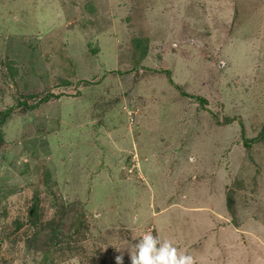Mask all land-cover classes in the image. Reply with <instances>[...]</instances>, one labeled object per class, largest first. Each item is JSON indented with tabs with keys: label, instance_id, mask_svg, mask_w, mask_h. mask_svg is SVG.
I'll return each instance as SVG.
<instances>
[{
	"label": "rangeland",
	"instance_id": "1",
	"mask_svg": "<svg viewBox=\"0 0 264 264\" xmlns=\"http://www.w3.org/2000/svg\"><path fill=\"white\" fill-rule=\"evenodd\" d=\"M247 231L264 0H0V264H131L147 232L264 264Z\"/></svg>",
	"mask_w": 264,
	"mask_h": 264
},
{
	"label": "clouds",
	"instance_id": "2",
	"mask_svg": "<svg viewBox=\"0 0 264 264\" xmlns=\"http://www.w3.org/2000/svg\"><path fill=\"white\" fill-rule=\"evenodd\" d=\"M120 260L121 257H118V264ZM131 264H194V258L190 254H178L171 241L161 240L158 235L147 232L135 244Z\"/></svg>",
	"mask_w": 264,
	"mask_h": 264
},
{
	"label": "crops",
	"instance_id": "3",
	"mask_svg": "<svg viewBox=\"0 0 264 264\" xmlns=\"http://www.w3.org/2000/svg\"><path fill=\"white\" fill-rule=\"evenodd\" d=\"M233 232H236V231L233 230ZM233 232H228V233H232L233 234ZM238 232H239V230H238ZM245 235H248V245H247L246 248L249 249L250 253H253L254 247H258L259 246L260 248L261 247L264 248V237L262 238V237L259 236V234H256L254 232H249V231H247L245 233ZM245 242H247V241L245 240Z\"/></svg>",
	"mask_w": 264,
	"mask_h": 264
},
{
	"label": "trees",
	"instance_id": "4",
	"mask_svg": "<svg viewBox=\"0 0 264 264\" xmlns=\"http://www.w3.org/2000/svg\"><path fill=\"white\" fill-rule=\"evenodd\" d=\"M138 41V40H137ZM199 99H201V98H199ZM202 101V100H201ZM6 114L4 113V112H2V116H5Z\"/></svg>",
	"mask_w": 264,
	"mask_h": 264
}]
</instances>
